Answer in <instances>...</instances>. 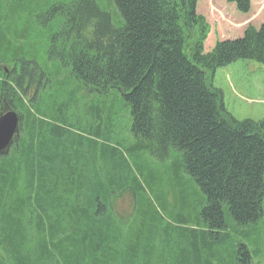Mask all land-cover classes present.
<instances>
[{"label":"trees","instance_id":"trees-1","mask_svg":"<svg viewBox=\"0 0 264 264\" xmlns=\"http://www.w3.org/2000/svg\"><path fill=\"white\" fill-rule=\"evenodd\" d=\"M111 3L117 27L96 0L53 6L48 55L88 93L121 94L135 146L99 141L103 122L113 127L107 106L83 128L38 118L45 74L29 79L25 66L18 77L22 63L0 62V114L20 118L0 157V264H258L264 121L235 119L211 81L238 61L264 66V0ZM141 150L162 163L176 155L175 173L199 197L188 218L167 221L147 198L153 175H135L125 159Z\"/></svg>","mask_w":264,"mask_h":264},{"label":"rangeland","instance_id":"rangeland-1","mask_svg":"<svg viewBox=\"0 0 264 264\" xmlns=\"http://www.w3.org/2000/svg\"><path fill=\"white\" fill-rule=\"evenodd\" d=\"M70 2L71 0H0V62L22 63L17 69L18 77L25 66L28 71L24 69V76L29 79L45 74L47 82L39 89L33 102V110L38 118L45 116L49 122L61 123V119H65L71 126H76L80 121L78 126L83 128L97 123L98 112L95 110L105 111L107 106L113 111V127L104 121L99 141L109 147L118 144L122 151L129 149L136 145V141L130 133L129 111L122 108L121 94L112 92L106 98L90 94L71 76L69 69L49 58L51 37L59 28V19L56 16L52 18L48 12L55 5H67ZM96 2L112 16L117 27L116 9L111 0ZM210 44L211 40L210 43L207 42L206 50ZM6 69L10 71L12 67L7 66ZM5 77L6 79H1L8 81L10 75L5 74ZM211 83L222 92L225 109L235 119L264 121L263 65L251 61L235 62L218 69ZM34 89L35 87L27 92L29 99L35 97ZM138 153L136 154L141 159L135 160L129 153L125 154V159L131 164L135 175L139 176L140 170V177L145 176V173L153 175V181L144 184L147 198L154 201L166 220L171 217L176 221L182 215L188 218L189 214L184 212L188 207L194 208L199 197L194 182L186 175L175 173L176 155L170 161L162 163L149 155L143 156L142 150ZM128 206L129 200L123 199L120 208L124 210ZM252 238L260 254L258 264H264V218L256 226Z\"/></svg>","mask_w":264,"mask_h":264},{"label":"water","instance_id":"water-1","mask_svg":"<svg viewBox=\"0 0 264 264\" xmlns=\"http://www.w3.org/2000/svg\"><path fill=\"white\" fill-rule=\"evenodd\" d=\"M19 123L15 111L6 110L0 114V157L9 152L14 138H19Z\"/></svg>","mask_w":264,"mask_h":264},{"label":"flooded vegetation","instance_id":"flooded-vegetation-1","mask_svg":"<svg viewBox=\"0 0 264 264\" xmlns=\"http://www.w3.org/2000/svg\"><path fill=\"white\" fill-rule=\"evenodd\" d=\"M4 69V72L7 73V74H10L11 73V70L8 71V69H6V67L3 68Z\"/></svg>","mask_w":264,"mask_h":264}]
</instances>
